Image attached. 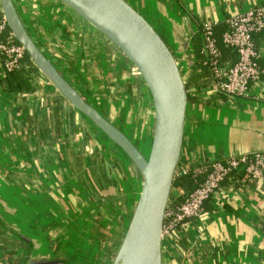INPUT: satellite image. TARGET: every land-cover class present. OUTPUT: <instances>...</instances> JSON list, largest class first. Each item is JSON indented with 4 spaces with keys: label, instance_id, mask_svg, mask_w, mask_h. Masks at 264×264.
<instances>
[{
    "label": "crops",
    "instance_id": "crops-1",
    "mask_svg": "<svg viewBox=\"0 0 264 264\" xmlns=\"http://www.w3.org/2000/svg\"><path fill=\"white\" fill-rule=\"evenodd\" d=\"M12 1L60 73L139 149L149 147L152 98L127 57L61 0ZM125 1L165 41L185 69V84L193 69L206 84L189 87L179 161L201 166L264 151V28L254 35L260 79L245 96L214 92L208 70L200 69L202 23H213L221 44L227 20L264 0ZM225 56L236 60L233 52ZM4 71L0 55V77ZM34 79L37 87L29 93L0 86V264L53 257L65 264H112L140 174L45 77ZM184 189L172 187L169 200L182 201ZM161 257L162 264H264V172L252 177L240 167L228 175L200 215L162 238Z\"/></svg>",
    "mask_w": 264,
    "mask_h": 264
},
{
    "label": "water",
    "instance_id": "water-1",
    "mask_svg": "<svg viewBox=\"0 0 264 264\" xmlns=\"http://www.w3.org/2000/svg\"><path fill=\"white\" fill-rule=\"evenodd\" d=\"M99 30L133 64L152 98L154 125L147 154L92 106L44 55L12 0L0 10L14 39L56 90L113 141L137 168L141 187L112 264H162V225L179 163L188 101L185 79L165 41L125 0H61ZM25 264H62L58 258Z\"/></svg>",
    "mask_w": 264,
    "mask_h": 264
},
{
    "label": "built area",
    "instance_id": "built-area-1",
    "mask_svg": "<svg viewBox=\"0 0 264 264\" xmlns=\"http://www.w3.org/2000/svg\"><path fill=\"white\" fill-rule=\"evenodd\" d=\"M213 23L205 21L201 25L204 64L208 68L211 86L214 92L228 97L245 96L250 85L260 79L261 68L259 54L255 48L253 35L264 28V3L256 5L243 13L227 20L221 41L236 55L233 63L222 60L216 40L213 36ZM0 55L5 70L20 66L24 49L13 41L7 30V24L0 13ZM243 167L252 177H259L264 172V151L242 153L226 158L223 161H212L201 166H190L179 161L176 177L191 176L194 186L182 191V201L168 200L164 212L162 238L169 237L181 223L200 215L204 202L214 193L219 184L231 173Z\"/></svg>",
    "mask_w": 264,
    "mask_h": 264
},
{
    "label": "trees",
    "instance_id": "trees-1",
    "mask_svg": "<svg viewBox=\"0 0 264 264\" xmlns=\"http://www.w3.org/2000/svg\"><path fill=\"white\" fill-rule=\"evenodd\" d=\"M0 13H1V10H0ZM7 30L10 31L8 27H7ZM254 35H253V40H254ZM13 41L16 44H19L14 38H13ZM217 46L219 50L221 51L222 60L225 61L226 60L225 55L232 51L229 48L225 47L222 41H221V44H217ZM24 56H25L24 61H23L24 63L22 64L20 63V66L18 68H14L11 70H5L3 75L0 77V86L3 89L8 90V91H13V92H22V93L33 92L36 89L37 85L35 83L34 78L39 73L38 68L31 61V59L29 58L28 54L25 51H24ZM200 69L202 71H204L205 69L208 70L207 66L204 63H203L202 68ZM193 70H194V73L189 77L187 83L185 84L186 89H187L188 98L190 95V91H189L190 86L195 87V86L206 85L198 81V78H197L198 73H195V69ZM193 186H194V178L191 176L176 177L172 184V187H180L181 189H184V188L191 189ZM26 262H28V260L24 259L23 261L20 262V264H25ZM62 263H63V260H62Z\"/></svg>",
    "mask_w": 264,
    "mask_h": 264
},
{
    "label": "rangeland",
    "instance_id": "rangeland-1",
    "mask_svg": "<svg viewBox=\"0 0 264 264\" xmlns=\"http://www.w3.org/2000/svg\"><path fill=\"white\" fill-rule=\"evenodd\" d=\"M214 36V35H213ZM217 44V43H216ZM181 72V74H182V76H183V78L185 79V69H182V71H180ZM151 142V141H150ZM149 146H150V143L148 144ZM141 150V149H140ZM148 150H149V147L147 146V147H145V148H143L141 151L144 153V154H147L148 153ZM45 251L43 250V252L42 253H44ZM37 259V258H36ZM46 259H54V257L53 258H46ZM62 264H65V261H63V263Z\"/></svg>",
    "mask_w": 264,
    "mask_h": 264
}]
</instances>
